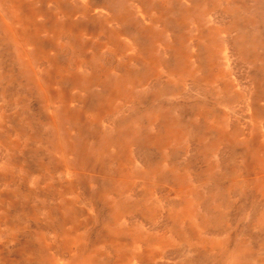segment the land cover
<instances>
[{
    "label": "rangeland",
    "instance_id": "1",
    "mask_svg": "<svg viewBox=\"0 0 264 264\" xmlns=\"http://www.w3.org/2000/svg\"><path fill=\"white\" fill-rule=\"evenodd\" d=\"M0 264H264V0H0Z\"/></svg>",
    "mask_w": 264,
    "mask_h": 264
}]
</instances>
